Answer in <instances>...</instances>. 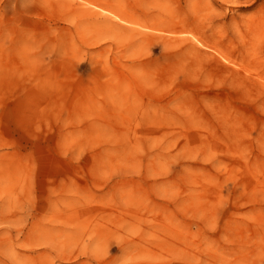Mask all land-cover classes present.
<instances>
[{"label":"rangeland","instance_id":"rangeland-1","mask_svg":"<svg viewBox=\"0 0 264 264\" xmlns=\"http://www.w3.org/2000/svg\"><path fill=\"white\" fill-rule=\"evenodd\" d=\"M0 264H264V0H0Z\"/></svg>","mask_w":264,"mask_h":264},{"label":"bare ground","instance_id":"bare-ground-1","mask_svg":"<svg viewBox=\"0 0 264 264\" xmlns=\"http://www.w3.org/2000/svg\"><path fill=\"white\" fill-rule=\"evenodd\" d=\"M89 9V12L91 13V14H95V11L93 10V9H91V8H88ZM133 31H137V32H139L138 30H136V29H132Z\"/></svg>","mask_w":264,"mask_h":264}]
</instances>
